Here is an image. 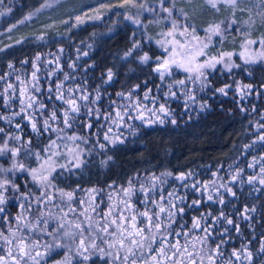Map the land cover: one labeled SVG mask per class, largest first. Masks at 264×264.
<instances>
[{
    "label": "snow or ice",
    "instance_id": "snow-or-ice-1",
    "mask_svg": "<svg viewBox=\"0 0 264 264\" xmlns=\"http://www.w3.org/2000/svg\"><path fill=\"white\" fill-rule=\"evenodd\" d=\"M206 4L211 8L219 11L220 5L232 9V19L228 24H224L223 21L220 23L212 24L205 29L207 33L204 40H200V37L195 35V30L189 31L187 26L181 27L175 19H172L174 15V2L171 6L166 3V0H159V11L166 14V19L170 20L171 28L166 33L167 37L172 38L170 48H165L164 51L169 53L168 58L161 60L159 57L156 58L157 63L154 71L157 72L163 81L164 77L172 75V68L182 70L190 75L186 78L188 80L200 81L203 87H210V81L208 76L211 71L216 70L217 65H222L228 72H231L233 68H238L240 65L235 64L232 61L233 53L222 52L219 56H209L204 51L208 45L212 42L213 37H219L223 40L225 33L232 29V25L236 24L235 10L238 7V0H205ZM264 4V0H260ZM3 3V0H0ZM47 6H51L49 3ZM119 7L130 6L143 11L156 12L157 9L152 8L150 5H146V0H120ZM240 11H245L244 8H240ZM183 12V10H181ZM4 13L0 12V15ZM264 16V11L260 13ZM97 19L99 16L96 17ZM25 19H31V14ZM125 19L130 20L137 26L140 25L138 17L134 18L131 15H126ZM23 22V21H21ZM84 22L82 16L75 17V24L70 27H75ZM64 23H69L67 20ZM247 23H252L251 19ZM15 25H13L14 27ZM11 31V28L8 29ZM190 37L187 43L178 40L176 37ZM191 41H197L198 43L193 48L189 47ZM161 44L163 45V43ZM20 43V41H17ZM256 40L249 39L245 41L243 45L245 48L250 47L253 44H257ZM259 45L264 49V39L259 41ZM140 47L135 41H133V47L125 53V57L132 55V51ZM3 51V49H0ZM61 51H63L61 49ZM87 53H85L86 55ZM244 64H254L258 61H264V51H260L255 54L245 56L243 52L240 53ZM205 57L203 60H199V57ZM41 57L37 55L36 61H39ZM152 58L144 53L139 56V61L142 64H148ZM26 63V61H25ZM11 68L12 65L9 64ZM36 68V64H33ZM104 83H110L113 80L114 72L112 69H108L104 74ZM32 78L36 81L34 84V90L40 91L38 85V78L36 72H33ZM68 77L65 76V79ZM178 85H185V80H178L175 82ZM139 86L137 85L136 88ZM232 85H224L223 87L217 88L215 91L221 95H228L227 89L231 88ZM252 85L244 84L237 87V94L240 99L243 100L245 96L252 94ZM264 87V85H262ZM9 89L12 85L8 86ZM63 88L62 84L56 85V91L59 93L55 98L61 100L64 104L68 105L60 116L58 117L57 111L53 110L48 119H45L42 125L38 126V122L33 120L31 116H28V122L31 126V130L37 136H42L45 133L49 134V142L44 146L41 151H33L30 147L32 144L31 138L25 139L19 134L10 132L6 133L5 129L0 127V156H7L11 161V167L3 168L0 167V223L8 226L7 231H0V241L3 245H6V251L0 247V264H217V258L224 257V246L227 245L231 239L229 235V228L223 227V230L219 232V240L216 238V224L220 223L221 226L224 224L231 226V231H234L237 235L241 234L240 221H248V227H251V222L254 219V215L257 212L255 206L245 205L242 210H238L236 215L239 217V221L234 220L231 216L227 215L223 209L220 210L218 216H212L211 213L201 214L200 217H193L191 229L202 232V236L191 237V230H185L186 225L178 221V217H183L186 207H199L200 201L193 200L191 204H185L184 197H176V202L169 201L168 207L158 204L152 197L151 193L154 191L155 181L160 180V177L153 176V185L149 188H145L143 185L139 187L140 200L138 203H143L145 207L149 203L153 204L158 211H138L133 203L132 197L137 195V188L131 180L128 182L126 188H122L123 198L120 201L122 207H118L115 204H109L107 209H99L95 198H92V202L86 204L84 200L79 201V209L76 207L69 206L67 209L60 207L55 203L56 194H59L61 200L71 202L74 199V193L71 191H64L62 189H56L55 192H50L49 189L55 188L53 173L56 171L57 163L52 159L57 156L58 153L53 151L54 148H59L57 140H67L73 142L74 149L68 148V152L71 153L72 166L76 169H82L87 161L84 158L83 151L80 150V145L77 141L84 144L88 143V140L82 134L76 132H66V130L73 129L74 126L82 127L85 130L92 129V123L88 122V118L95 115L96 119H100V113L98 108H92L90 105L97 104L101 99L99 89L96 90L95 98L89 100L90 94H81L78 98L73 95L69 99L64 98V94L61 91ZM134 88L129 93L123 92L118 93L122 98H126L129 101L132 100ZM52 91L51 88L48 89ZM78 91H80L78 89ZM149 89L145 93L144 99H149ZM169 93L172 96L176 94L171 91V85L169 86ZM25 93L21 92V109L20 112L14 113V115H27L25 112V101L23 96ZM195 99V97H191ZM29 103L27 108H33L35 101L31 96L28 97ZM80 101H86V104L78 103ZM45 105L40 104L39 109L43 110ZM86 108L87 111L81 116V108ZM129 107H135L136 114L133 115L131 112H125L121 114L116 112V120L123 121L124 117L127 116L128 120H140L145 123H152V120H145L144 110L152 111L144 106L142 110L140 108V102L136 101L134 105L130 104ZM207 107L206 104H202L200 110L203 111ZM241 111H244L241 108ZM157 113L168 116L169 112L165 105L161 104L152 112L153 116ZM80 118L79 121L77 118ZM106 119H112L111 112H109ZM0 119L7 120V117H0ZM159 123L163 124L164 119L157 116ZM264 119V117H262ZM52 121L53 123H50ZM115 122V120L113 121ZM11 123V121H9ZM55 123V127L53 124ZM172 124H176V120H171ZM62 124V126H61ZM121 127L125 125L121 123ZM15 127L20 130L21 125L17 123ZM128 127H132L128 125ZM261 127H264L262 125ZM112 129H108V133H111ZM55 133L56 138L52 139L51 134ZM108 133L103 136L104 141L109 144H115L117 142L123 143V139L120 136L115 138L111 137ZM132 134H135L133 129ZM260 141L264 142V135L259 137ZM12 141L17 143L13 144ZM98 146L101 150H104L106 145L99 143ZM67 147V145H65ZM22 153L24 157L31 156L35 159L37 166L32 167L26 165L23 162ZM43 153V155H42ZM111 160V157H108ZM102 163H107L103 161ZM60 168L65 170L68 169L67 165H59ZM252 167V165H249ZM19 172L26 174V177H30L31 181L39 188L38 193L31 191H22L21 186L17 184L8 173ZM162 175L171 176V173H165ZM240 175V173H237ZM191 173L185 175L181 174L176 176L175 179L182 182V187H188L184 184L187 181ZM235 181V177H233ZM199 182L194 181L190 187L195 191H200L197 187ZM247 183L255 186L257 183L264 186V168L260 170L259 178L256 176L249 177ZM111 187V186H110ZM225 191L233 198L236 197V192L232 188L223 185ZM207 189L208 185H204ZM255 191H260L256 189ZM90 192H96V189L89 190ZM169 197L174 194L168 193ZM111 200V195L109 196ZM163 199V197H161ZM208 201H213L211 194L207 197ZM11 201H18L16 207L21 211H18L15 216H11L8 211ZM22 201V202H19ZM32 201L38 207H43L48 204H52L54 207L59 208L61 215L52 216L49 213L48 217H45L43 212L41 216L36 219L33 223L28 220L26 213L31 211ZM28 202L29 206L25 208V203ZM220 205H225V199L222 195L218 194V198L214 201ZM183 205V206H182ZM71 217H75L70 218ZM207 216H212L210 222L202 225L201 221L206 220ZM82 218V219H81ZM56 220L55 225H50L49 220ZM14 225V227H13ZM173 225L176 227L174 228ZM30 233L32 235H30ZM226 235L228 238L226 239ZM43 237H51V241L44 240L41 242ZM183 238V242L181 241ZM190 238L194 239L199 243L200 247L197 248L196 243H190ZM253 239H256L253 236ZM252 241H243L240 247H233L230 253V258L222 260L221 264H253L254 255L250 247ZM257 251L260 254H264V232L260 234L258 240ZM57 249H67V253L63 255V259L56 260L53 258L54 253ZM264 259V255H262Z\"/></svg>",
    "mask_w": 264,
    "mask_h": 264
},
{
    "label": "trees",
    "instance_id": "trees-1",
    "mask_svg": "<svg viewBox=\"0 0 264 264\" xmlns=\"http://www.w3.org/2000/svg\"><path fill=\"white\" fill-rule=\"evenodd\" d=\"M43 0H15L9 14V23L17 22L31 9L39 8ZM157 0H146V5ZM248 3L253 0H244ZM174 2V9L177 11L190 10L193 23L190 25L196 32H204L212 24L227 20L232 15L228 7L220 6L219 11L213 9L203 0H166L171 6ZM120 0H62L57 6L49 10L40 11L39 14L28 21H23L11 31L0 35V49L9 42L22 39L18 45H8L2 54L11 57V60L18 61L26 57L30 64V57L36 53L57 52V48H63L62 70L67 69V58H72L76 49L88 48V55L82 59L85 72L81 80L85 89L94 92L99 89L103 98L99 101L100 108L105 104L119 97L118 93H129L139 86L133 94L142 93L144 90H156L160 87V77L154 71L157 57H161L162 48L157 42V15L147 12L141 17L142 23L139 28L127 24L120 17L121 11L128 6L119 7ZM190 3V4H189ZM111 7L109 18L103 23H85L78 28L70 27L75 24V17L83 14L89 15L91 11L103 7ZM179 9V10H177ZM175 14V15H176ZM69 23H64V21ZM188 20V18L186 19ZM189 21V20H188ZM159 25H161L159 23ZM257 27V28H256ZM253 38H263L262 25H256ZM159 28V27H158ZM108 30V31H107ZM45 33L48 41H35V36ZM60 35V37H58ZM234 37L233 34L229 38ZM222 44L221 50L228 51L236 49L241 38H235ZM51 40V41H50ZM133 41L140 45L132 51V55L125 57V53L133 47ZM147 53L152 61L148 64H139L136 59ZM0 59V67L4 66ZM112 69L114 77L109 84L104 83V74ZM251 77L238 80L233 74H217L210 77V87L198 88L194 96L199 98L207 109L186 114L184 104L172 103L171 108L175 109L173 118H167L163 125L144 126L135 134L123 140V143L106 145L101 150L97 141L91 134V130L85 132L82 127H77L76 132L87 137L88 143L83 144V155L87 164L82 169H71L70 171H57L53 174L55 179L64 178L67 180L65 188L75 186H95L106 189L110 184L120 187L125 186L137 174L157 175L159 173L189 174L206 178L209 169L218 166L229 165L236 159L243 147L252 143L254 135L261 132L264 135V70L255 67L251 70ZM232 85L227 89L228 95H221L215 90L224 85ZM238 84H251L254 87L255 96L248 102L239 101L236 95ZM241 108L244 111H241ZM175 119L176 124L171 120ZM0 127L8 133L10 130L1 122ZM53 139V135L51 134ZM40 140L42 146L49 142V138ZM12 143V142H11ZM34 147H37L35 144ZM264 151V144L258 145ZM111 157V160H108ZM107 161V163H102ZM75 179V180H74ZM240 192L242 195L241 206H255L264 210V189L258 191L257 196H250V191ZM261 216L253 219V223L259 226Z\"/></svg>",
    "mask_w": 264,
    "mask_h": 264
},
{
    "label": "rangeland",
    "instance_id": "rangeland-1",
    "mask_svg": "<svg viewBox=\"0 0 264 264\" xmlns=\"http://www.w3.org/2000/svg\"><path fill=\"white\" fill-rule=\"evenodd\" d=\"M14 1L15 0H3V3H0V12L4 13L3 15H0V35L4 34V33H7L9 28L14 29L17 26V24L22 23L21 21H28L29 19H25V17L29 16L30 14H31V19L35 18L39 14L40 11L49 10L50 8H53V7L57 6L62 0H43L42 3L39 5V8L31 9L26 14L22 15V18L19 19L17 22L9 23L10 20H9L8 16L13 10V7H11V5H12V3ZM203 1L205 2V0H203ZM49 3L51 4L50 7L47 6ZM147 5H150L152 8L157 9V11L156 12L143 11V10L128 6L127 9L121 11V13H120L121 16L120 17L127 24L129 23V24L133 25L134 28H139L140 26H142L144 24V23H142L141 17H143V15H145L146 12L149 15L155 13L157 15V19L155 21L156 24H153V23H151V24H152V27L158 29L157 32H156L157 33L156 34L157 37L159 36V38L157 39V42H158V44L160 45L161 48L163 47L162 50L160 51L161 52L160 53L161 54L160 59L163 60L165 58H168V56H169V53L165 52L164 49L165 48H170L172 46L170 43L165 42V41H170L172 38L167 37L164 34L168 30H170L171 22H170V20L165 18L166 17L165 13H162V12L159 11V0L155 1V3H153V1H152V2H150ZM207 6H209V5H207ZM220 6L226 7L225 5H220ZM240 8H244L245 11H240L239 10ZM100 10L101 11L98 12V10L94 9L93 11H91V13L89 15H85V14L81 15L83 17V19H84V22L79 24V25H77V26H75V28L83 26V24H85V23H94L95 22V23L101 24L104 21H106L105 20L106 17H108V18L110 17L109 13L111 11V7H106L105 6L103 8H100ZM177 10H179V9H177ZM182 10H183V12H181V10H179V11H177V14H176V12H175L176 9H174V15H173L172 19H175L177 21V23L179 25H181V27L187 26L189 28V31H191L192 28H190L191 27L190 25L193 23L192 18H191L192 14H190V12H189L190 10H187L186 7H184V9H182ZM262 11H264V4H262L260 2V0L250 1L248 3V7L245 4L244 0H238V7L235 10V17H234L236 19V21H237L236 24L232 25V29L225 33V36H224L222 41H221V39L219 37H213L212 42L208 45V47L204 51L209 56H219V54L222 53V52H231V53H233L232 61L235 64L240 65V67L233 68L231 72H228L222 65H217L216 66V70L210 72V75L208 76V81L210 80L211 76H214V75H217V74H229V73L233 74L234 76H236L238 78V80H240L242 78L251 77V75H252L251 70L253 68H255V67H260L261 69L264 70V61H258L257 63H254V64H244V61H243V59H242V57L240 55L241 52H243L245 54V56H247V55H250V54L258 53L260 51H264V49H262L260 47V45H259V41L261 39H263V38H261V37L257 38V39L253 38V33L255 32L254 27H256V25H258V26L262 25L263 29L260 30L259 34L264 32V16L260 15V13ZM126 15H131L134 18L138 17L139 20H140V25L137 26L136 24H133L130 20L125 19ZM97 16H99L98 19L96 18ZM187 18H188L189 21L186 20ZM232 18H233L232 15H229V17H227V20L224 21V24H228ZM250 19H251L252 23H247ZM159 23L161 25H159ZM13 25H15V26L13 27ZM230 34H233V36L235 38H238V39L241 38L242 41L239 43V45H238V47L236 49H231V50H228V51H222L220 49L222 44L227 42L228 39H229V41L230 40L231 41L235 40L234 37L229 38ZM195 35L199 36L200 40H204L206 35H207V33L205 31L204 32H196L195 31ZM58 37H60V35H58ZM176 38L178 40L184 42V43H187L188 40H190V37H180L179 35H177ZM35 39H36L35 41H37V42H41V41H45L46 42V41H48V39L45 38V33H40V35H36ZM249 39L256 40L258 43L257 44H253V45H251L248 48H245L243 45L245 44V41H247ZM17 41L24 42L22 39H18ZM17 41L7 43L5 45V47L6 46L8 47V45H12V44L13 45L20 44V43H17ZM161 42H165V43H163V45H162ZM197 43H198L197 41H191V43L189 44V47L194 49V46ZM86 46L84 48L76 49L71 59L67 58L68 56H66L64 58V59H67L66 60L67 61V65H66L67 69L63 70V73L60 76L61 79L64 78V75H67L68 79L74 78V79L79 80L81 82L83 81V80H81V77H82V74L85 72V69H84V66L82 64V59H85V57H87L88 51H89ZM5 47H3L1 49L4 50ZM57 49H58V51L56 53H53L52 55H49V54L45 53L44 54V60L42 59L43 60L42 62L43 63L45 62L44 65H45V68L47 69L46 71L50 72L51 74H53V70L54 69H53V67L48 66V63H51V65L52 64H57L58 65L59 62H60V59H62V56H63V54L65 52L63 48L59 47ZM61 49L63 51H61ZM85 53H87V54L85 55ZM198 59L199 60H203V59H205V57L202 56V57H199ZM136 62H138L139 64H142V63H140L139 59H136ZM154 62H155L154 66H156L157 60H154ZM33 64H35V62H33ZM155 73L157 74L158 77H160L157 72H155ZM9 74H6V76H8L6 79L10 78L9 80H5L4 77H2V78H3V81H5L4 83H8L9 85H12V88H11L12 90L9 93L8 92H4V94L3 93L1 94L2 98L3 97H7L9 100H10V98L15 99L14 105H11V107H10L11 111L9 113V116L11 117V115H13V116L19 117V118H24V116H25L26 120L25 119L24 120L27 121V122H28V116H31L32 119L36 121V117L37 116L36 115L32 116V115H33V113L35 111H37L39 109L40 103L39 104L36 103L35 106H33V108H27L26 107L27 103H29L28 97L31 96L33 99H35V94H37L36 91L34 90V87H33L34 83L31 86L32 81H34L33 78H32L33 72L32 71L29 72L28 73L29 76L25 77V78H22V79L17 78L15 75H13V77H10ZM189 75H190L189 73H185L182 70L173 67L172 68V75L171 76H167L166 75L164 77L163 81L160 78V82H159L160 87H157L156 90L150 91L148 93L149 94V99H147V100L144 99L145 93L148 92V90H149L148 89V90L142 91V93L133 94L131 101H129L126 98H122L120 100V102H114L115 104H113V105H115L118 110H121V109H124L126 107L125 106L126 102H127L128 105H130V104L134 105L136 103V101H139L140 102V108L143 110L144 106L142 107V104L144 102V103H146L147 108L152 110V111L144 110V113L147 114L150 117L149 119L153 121L151 125L152 126H155V125L163 126L164 123L163 124L159 123V120L157 119V116H159L160 118H162L164 120L168 116H163V114H160V113H157L156 116L152 115V112L156 111V109L161 104L165 105L166 109L169 112V109H170L172 103H176V101L178 102V101L183 99L184 108H186V109H184V108L183 109L185 110L186 114L187 113L188 114L194 113L195 111H198L200 109V107L202 105V102L197 97H196L195 102H194V100L191 97H192V95H194V93L195 94L197 93V89L198 88L205 89L206 87H203L200 81H193V80L186 79ZM36 76H37V78L39 80V78L41 77V74L38 73V74H36ZM178 80H185V85L176 84L175 82L178 81ZM106 84H109V83H106ZM170 85H171V91L176 94L175 96H172L169 93V86ZM241 85H244V84H238L237 87H239ZM82 86L85 87V84L83 83ZM6 87H7V84H5V88ZM49 88L52 89L51 92L48 91ZM134 88L136 89L135 92L137 90H139L136 87H134ZM22 90L25 91L24 92L25 95L23 96V99L25 101V112L27 113V115H24V114H21L20 116L19 115H14V113L20 112V109L22 107L21 104H20V100L22 98L20 92ZM253 91H254V87H252V94L245 96V98L243 99L245 102H248L250 99H252V97L255 96V93ZM263 91H264V87H263ZM12 92H13V94L11 95L10 93H12ZM46 92L47 93H51L52 94L51 95L52 98L56 97L57 95H59V93L56 91V82H53V84L51 83L49 85L47 84L46 85ZM77 92H76V95H75L77 98L82 93L84 94V92L81 91V90L77 91ZM88 92L90 94L89 95V100L94 99L95 95H96V92L95 91L94 92L88 91ZM153 94L154 95L156 94V96L159 95V98H157ZM181 95L184 98H182V97L180 98ZM236 95H238L237 91H236ZM164 96H165V98L163 100L162 97H164ZM151 97H155V98H153L154 100H152ZM64 98L65 99H69V98H71V96H69V93H67V94L64 93ZM143 100H145V101H143ZM238 100L241 101L239 95H238ZM39 102H40V99H39ZM78 103L83 105V104H86L87 102L86 101H80L78 99ZM110 103L112 104L113 102L110 101ZM110 103L106 104V106H105L106 110H109L113 106ZM17 104H19V105H17ZM63 105L66 106V108H68L67 104L63 103ZM90 106L92 108H98L99 109L100 118L103 117L106 114L105 112L101 113V108L99 106L97 107L96 104H93V105H90ZM132 109H133L134 113H136L135 107H133ZM205 109H207V107ZM86 111H87V109L82 107L81 108V115L83 116V113L86 112ZM111 114L114 115L113 112ZM93 117L96 119L95 115L92 116V118ZM97 120H99V119H97ZM145 120L147 121V118ZM138 122H141V121L138 120ZM142 123H145V122H142ZM146 124H149V123H146ZM61 126H62V124H61ZM28 127L31 128L29 122H28ZM109 128H111L112 131L115 129L113 125L110 126V123L107 125V129H109ZM66 132H69V131L66 130ZM122 132H125V131H122ZM105 133H107V131ZM108 134L111 137H113V138H115L116 136H120L121 139H123V135H121L119 133H117V134L108 133ZM261 135H263V134L260 131L257 132L256 135H254L253 138H255L254 142L256 144H258V142H262L259 139V137ZM53 137H54L53 139H55L56 138V134ZM76 143L80 145V150L83 151L84 150L83 149V144L84 143H82L80 141H77ZM118 143L119 142H117L115 144H118ZM57 144L60 145V147L58 149L54 148L53 151H56L58 153V155L52 158L57 163V168H56V171L54 173H56L57 171H61V170L68 171V170L60 168L59 165H61V164L67 165L68 169H76V168H74L72 166V163H70V161L72 160V156H71V153L68 152V148H73L74 149L73 142L67 141V140H57ZM65 145H67V147H65ZM110 145H113V144H110ZM242 150L243 151L240 152L239 156L236 159H234L232 163H230L228 165L230 169L227 170V172H226L227 174H225V176H224V174L219 172V169H221V166H218V167H216L215 171L212 172V175H213L214 179H212L211 181H207L209 179L206 178L207 180H205V181H203V183H201V187H202L203 191L202 192L199 191L200 196H208L210 194V192H212V188L217 187L216 185H219V184L222 185V186L226 185L227 187L232 188V190L234 192L235 191L242 192V191L245 190V187H247L246 183H245V179H244L246 176H249V177L256 176V177L259 178L260 173L257 172L256 170L260 171L262 168H264V165H262L263 167H260L261 163L264 164V157L262 156V153L261 152H256L257 151V147H254L253 149H251V148H248V146H246V145L243 147ZM0 157H2V156H0ZM3 158H4L3 160L5 162L2 165L0 164V167H3V168L11 167L12 161L7 156H3ZM236 162H242L243 164L241 165V167L235 168L233 166H234V164ZM247 163L251 164L252 167H247L246 166ZM250 169L253 170L255 173L251 174V173L247 172ZM237 173H240V175H237ZM162 174H165V173H159V174L155 175L156 177H160V180L155 182L156 185H157L158 182L161 183V184H162V182L163 183H167L169 179L174 177L173 175L167 176V175H162ZM8 175H10V177L12 178L15 175H20V173L19 172L8 173ZM151 176H153V174ZM233 177H235V181H233ZM191 178H193L192 175L188 179L189 183L191 181ZM215 178H216V182H215L216 185L214 184ZM221 178H223V182L222 183L220 182ZM239 181H241L242 185H240L238 183ZM209 182H211L212 184L209 183ZM151 185H153V181H152ZM204 185H208V188H207L206 191H204V189H205ZM255 187H256V189H264V186H261L258 183L255 185ZM250 188L251 187L248 188L249 189L248 192L250 191ZM91 189H93V188L85 189V191L80 196L77 195L75 197V199H73L71 202H68L66 200V198H65V200L62 201L61 198H59V196H58V199L55 198V203L60 205V207H63L65 209L68 208L69 203L71 204V206H76L75 205V203H76V204H78L77 208L79 209V207H80L79 201L80 200H84L86 202V204H87L89 202H92V198L93 197L95 198V193L96 192H90L89 190H91ZM223 189L225 191L224 187L222 188V190ZM71 192H73L75 194L74 191H71ZM225 193L227 194L228 197L233 198L226 191H225ZM113 196L111 194V200L109 199V196L107 197L108 198L107 200L110 201L109 203H107V207H108L109 204H115V205H117L119 207L120 203H118V201L116 200V196H114V197ZM120 196L123 197V192L120 193ZM95 202H96V199H95ZM51 205L52 204H48V205L44 206L45 207L44 214L47 217H48L49 213H51L52 216H57V217L59 215H61V213L59 211V208L51 206ZM70 218H73V217H71V214H70ZM50 221L57 223L56 220L50 219Z\"/></svg>",
    "mask_w": 264,
    "mask_h": 264
},
{
    "label": "flooded vegetation",
    "instance_id": "flooded-vegetation-1",
    "mask_svg": "<svg viewBox=\"0 0 264 264\" xmlns=\"http://www.w3.org/2000/svg\"><path fill=\"white\" fill-rule=\"evenodd\" d=\"M3 52H5V51H0V59L3 60L4 63H5L4 66L0 67V117H7L8 119L7 120L0 119V122L6 128H8L10 130V133L16 134L19 131V134L22 135L25 139L31 138V140H32V144L30 145L31 149L33 151H41L46 144L42 146L38 142L40 140H44V142H46L45 139L49 138V134L45 133L42 136H37L35 133H33L31 128L28 127V122L25 121L26 117L24 115H23L24 118L15 117L13 115H11V117L9 116V113L11 111L10 107H11V105H14L15 99L10 98V100H9L7 97H3L2 98V95H1L2 93L3 94H4V92H8L9 93L12 90V89L8 88V86H9L8 83H4L5 81H3L2 77H4L5 80H9L10 78L6 79L8 77V76H6V74L10 73L9 74L10 77H13V75H15L17 78L22 79V78L28 77L29 76L28 73L31 72V71L32 72H36V74H38V73L41 74V77L39 78L38 85H37L40 88V91L36 92L37 94H35V99H33V100L35 101V104L36 103H38V104L40 103V104L45 105V107H44L43 110L38 109L32 115V116H34V115L37 116L36 117V121L38 122V126L42 125L43 121L45 119L49 118V116H50V114H51V112L53 110L57 111V115L59 117L60 114L65 109H67L66 106L63 105L61 100H57L55 97L52 98L51 97L52 94L46 92V85L47 84L48 85L51 84V83L53 84V82H56V85L57 84H62L63 88H62L61 91L63 92V94L64 93L65 94L69 93V96H71V97L73 95H76V92L78 91V89L83 91L84 94H86V93L89 94V92L85 89V87L82 86L83 83L81 81H79V80H76L74 78L65 79V76H67V75H64L63 79L60 78V76L63 73V70H62L63 67H62V63H61L62 59H60V62H59L58 65L57 64H52L51 65V63H48V66L53 67V69H54L53 70V74H51L50 72L46 71L47 69L45 68V65H44L45 62L44 63L42 62L44 60V54L47 53L49 55H52L53 53H56L55 51L44 52V53L41 52V53L34 54V56L30 57V61H31L30 64L28 63L27 58L25 56L21 57V55H20L19 60L18 61H14L15 59L11 60V57H8L9 55L8 56L3 55L2 54ZM37 55H39L41 57V59L39 61L35 60V57ZM25 61H26V63H25ZM33 62H35L36 68H34L32 66ZM9 64L12 65L11 68L9 67ZM33 83L36 84V81L35 82L32 81L31 86L33 85ZM5 84H7L6 88H5ZM23 92H25V91H23ZM10 94L12 95L13 92L10 93ZM154 96H156V94ZM193 96L194 95H192V97ZM101 97L103 98V95H101ZM156 97L159 98V95H157ZM181 97H182V95L180 96V98ZM153 98H155V97H151L152 100H154ZM164 98H165V96L162 97L163 100H164ZM182 98H184V97H182ZM39 99H40V102H39ZM121 99H122V97L119 96L115 100L114 99L110 100V101L113 102L112 104L110 103V101H108L106 104L110 103L111 105H113V104H115L114 102H120ZM195 99H196V97H195ZM195 99H193L194 102H195ZM143 101H145V100H143ZM178 102L181 103V104H184L183 103V99L178 101ZM99 103L100 102H98L96 104L97 107L99 106ZM35 104H34V106H35ZM106 104H105V106H106ZM17 105H19V104H17ZM145 105H146V103L143 102L142 107L145 106ZM125 106L126 107L124 109H121L122 111L118 110L115 105H113L109 110H106L105 108H101V113H103V112L106 113L103 117H101L99 120L95 119L94 117L93 118L92 117L88 118V122L92 123V125H93L92 129H90V130H91V134L93 136H95L94 137L95 141H103L104 143L109 144L107 141H104V139H103L104 133L106 131L108 133L107 125L109 123H110V126L113 125L114 128H115L111 133H114V134L119 133V134L123 135V140L129 138V136L132 135L133 129H135V133H136L141 127L152 126L151 125L152 123L146 124V123L138 122V120H136V119L128 120L127 116L124 117L123 121L116 120L115 114L118 111L121 114H124L125 112H131L133 115L136 114V113H134V111L132 109L133 107H129L127 102H126ZM184 109H186V108H184ZM174 111H175V109L170 107L169 115H168L167 118H173V116L175 115ZM109 112H111V113L113 112V114H114V115L111 114L112 119H106L105 118V117L108 116ZM144 115H145V119L147 118V120H148L150 118L147 114L144 113ZM167 118L164 120V124L168 121ZM79 119L80 118L78 117L77 120L79 121ZM114 120H115V122H113ZM9 121H11V123H9ZM49 122L53 123L52 121H49ZM17 123H19L21 125V129L20 130H18L15 127V125ZM121 123H123L125 126L121 127L120 126ZM128 125H131L132 127H128ZM53 126L55 127V123L53 124ZM76 128L77 127L74 126L73 129H69L68 131L69 132L70 131H77ZM84 131L88 132L89 130H85L84 129ZM122 131H125V132H122ZM52 135L54 136L55 133H52ZM254 141H255V138L252 139V143L251 144H247L246 146H248V148H251V149H253L254 147H257V151L256 152H261L262 156L264 157L263 149L258 147L259 144L262 145L264 143L263 142H258V144H256ZM12 143L15 144L17 142L12 141ZM34 144L37 147H34L33 146ZM42 155H43V153H42ZM22 158H23V162L26 165H30L32 167H35L37 165L35 159L33 157H31V156L24 157L23 153H22ZM3 159H4L3 156L0 157V164L1 165L5 162ZM242 164H243L242 162H236L234 164V166L233 165L232 166L235 167V168H238V167H241ZM249 165H251V164H248V163L246 164L247 167H249ZM262 165H264V164L261 163L260 167H263ZM215 169L216 168H214L212 170L209 169V175H208V177H206L209 180H207L206 178H202V177L200 178V177L192 175L193 178H191L190 183L188 182V180L183 182L184 184L188 185V187H182V182L175 179L176 176H179V175H181L183 173H179L178 175H173L174 177L169 179L167 183H163L162 182V184H161V183L158 182L157 185L155 184L154 191L151 193L153 199L158 204H161L162 206H165V207H168V204H169L170 200L173 203H175L176 202V197H184L185 198V204H191V201H193V200H199L201 202L198 208L197 207H186L183 217H178L177 218L179 222H182V223H184L186 225V229L185 230H191V237H193V238L196 237V236H202L203 235L202 232H199L197 230H192L191 229V224H192L193 217H200L201 214H206V213H211L212 216H218L219 213H220V210L223 209V211L227 215L231 216L234 220L239 221V217H238V215H236V213L238 212V210H242L243 207H244V206L240 205L241 201H242V195L240 194V192L239 191H235L236 194H237L235 198L228 197L227 194L225 193L224 189L222 190V188H223L222 185H220V184L216 185L215 184L216 178L214 180V184L217 187L212 188V192H210V194L213 196V201H208V199H207L208 196H200L199 191H195V190H193L190 187V185L194 181L199 182L197 184V187L202 192L203 189L201 187V183H203V181H205V180L211 181L212 179H214V177L212 175V172L215 171ZM228 169H230L229 166L225 165V166H222L221 169H219V172L224 174V176H225V174H227L226 172H227ZM256 171L260 173V171H258V170H256ZM247 172H249L251 174L255 173L251 169L249 171H247ZM151 175H144V174L137 175L136 174L134 176V178L131 180L132 183L137 188V195L132 197V203H133L134 207L138 211L147 210V211H149V213H151L153 211H158V209L151 203H149L147 205V207H145V205L143 203H138V201L141 198L140 197V193H139V187L141 185H143L145 188L151 187L152 186L151 183L153 181L152 177L155 176V175H153V176H151ZM185 175H187V174H185ZM248 178H249V176H246L244 179H245V183H246L247 188L251 187L250 188V193H251L250 196L256 197L258 193H257V191L254 190L255 186H253V185L251 186L250 184L247 183ZM12 179L17 184H19L21 186V190L22 191H31L34 194L38 193L40 191L39 188L31 181V178L30 177H26V174H21L20 173V175L13 176ZM220 182L221 183L223 182V178L220 179ZM209 183H211V182H209ZM238 183L240 185H242L241 181H239ZM66 184H67V180L64 179V178L54 179L55 188L49 189V191L50 192H55L56 189H62L64 191H74L75 192L74 199H75V197L77 195L80 196L85 191V189H88V188L96 189L97 190L96 193H95L96 203H97L99 209H104V210H106V208H107V203L110 202V201L107 200L108 199L107 197L112 194V196L113 195L116 196V200L118 201V203H120L121 199L123 198V197L120 196V193H122V188H126L128 186V182H127L125 184V186H123V187H120V186L115 185L113 183V184H110L106 189H104V188L100 189V188H97V187H95L93 185L88 186V187L75 186L73 188H69L68 189V188L64 187V185H66ZM206 190L207 189H204V191H206ZM169 192H172L174 195L172 197H169V195H168ZM218 194L222 195L224 197L225 205H220V204L214 202L218 198ZM58 196H59V194L57 193L56 194V198L57 199H58ZM161 197H163V199H161ZM17 202L18 201H11L10 200V206L8 208V211L11 214V216H15L18 211H21L20 209H18L16 207V203ZM19 202H22V201H19ZM23 203H25V208H27L29 206L28 202H23ZM75 205L76 206H73V207L77 208L78 204L75 203ZM51 206H53V205H51ZM119 207H122V206L119 205ZM256 209H257V212L255 214H253L254 218H256L258 216H261V218H262L261 222H264V210H262L260 208H256ZM44 210H45L44 206L43 207H38L35 204V202L32 201V203H31V211H30V213H26L28 220H30V221H32L34 223L36 221V219L41 216L42 212L44 214ZM44 216L47 217L45 214H44ZM212 216H207L206 220H202L201 221V224L204 225L207 222H210L211 219H212ZM73 218H75V217H73ZM49 224L50 225H55L56 223L49 220ZM240 224H241V234L240 235H237L234 231H231V226H228L226 224L221 226L220 223L216 224L215 228H216L217 241L219 240V232L223 230V227L229 228V230H230L229 231V235L231 236V239H230L229 243L224 246V253H225L224 257L223 258H217V264H221L222 260H226V259L230 258V253H231L232 248L233 247H237V248L240 247L241 243L243 241H247V240H251L252 241L250 247H251V249L253 251V255H254L253 264H264V259H262V255H264V254H260L257 251V249L259 247L258 240L260 238V234L262 232H264V224L259 223V226H256L253 223V221L251 222V227L247 226L249 224L248 221H240ZM13 227H14V225H13ZM173 227L175 228L176 226L173 225ZM7 228H8V226L0 223V231H5L6 232ZM30 235H32V234L30 233ZM253 236H255L256 239H253ZM225 238L227 239L228 236L226 235ZM44 240L51 241V237H43L41 239V242L43 243ZM181 241L183 242V238L182 237H181ZM190 243H196L197 248L200 247L199 243H197L194 239L190 238ZM0 247H2L6 251L7 246L3 245L2 241H0ZM65 253H67V249H57L56 253H54L52 255H53L54 259L59 260V259H63V255ZM0 254H3V253L0 252ZM67 254L72 255L71 253H67ZM98 264H99V262H98Z\"/></svg>",
    "mask_w": 264,
    "mask_h": 264
}]
</instances>
